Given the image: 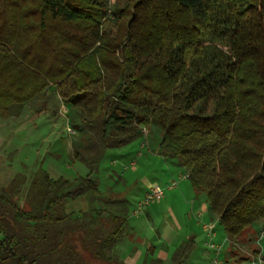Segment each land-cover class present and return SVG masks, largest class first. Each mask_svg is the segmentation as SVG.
<instances>
[{
    "label": "trees",
    "instance_id": "trees-1",
    "mask_svg": "<svg viewBox=\"0 0 264 264\" xmlns=\"http://www.w3.org/2000/svg\"><path fill=\"white\" fill-rule=\"evenodd\" d=\"M50 91L75 111L71 129L89 130L73 160L91 169L156 127L228 241L264 220V0H0V117ZM35 173L38 191L23 175L0 190V264H88L83 251L121 264L124 213L102 229L96 213L63 212L98 196L91 174Z\"/></svg>",
    "mask_w": 264,
    "mask_h": 264
},
{
    "label": "crops",
    "instance_id": "crops-1",
    "mask_svg": "<svg viewBox=\"0 0 264 264\" xmlns=\"http://www.w3.org/2000/svg\"><path fill=\"white\" fill-rule=\"evenodd\" d=\"M35 104L32 103L23 107L16 106V110L13 108V112L8 117H0V190L8 188L16 175L24 174L26 176L25 173H28H24V165L22 170H20L21 165L14 169L11 159L14 153L11 148L17 140L24 145L29 136L35 134L45 145L49 143L47 140L53 137L55 146L57 142L69 144L70 148L63 150V152L67 155L68 164L71 167H75L77 173L70 179H66L57 173H55L57 175L49 173L43 165L38 166L34 171H39L41 168L49 177L53 179L63 178L69 182H74L77 178L84 177L88 173L91 174V178H94L97 183L98 196L85 194L71 202L64 203L63 212L75 215L87 214L88 217L90 214L96 213L95 224L98 227L103 223L101 219L106 222L108 213H124L126 215L125 230L123 236L116 241L113 248L114 257L119 263L149 264L158 262L159 264H174L172 256L184 242L190 241L191 246L187 250L184 264H207L211 257V251L207 249L206 236L202 226L194 220L193 214L202 218L200 220L210 224L212 223L211 214L205 197L195 194L188 178H181L182 175L186 174V171L177 159H170L160 155L158 147L146 149L141 143L140 150L135 152L132 160H130L129 168L124 171L119 172L116 166L108 169L101 168V160L110 149L105 150L96 164L89 169L82 161L71 158V151L75 142L78 143L75 146L83 147L89 137V130L85 128L83 131L71 130L72 133L69 132V119H64L60 123L61 119H58L57 116L47 115L48 107L44 104H41L39 110L34 112L33 117L27 118L25 110L31 109ZM69 112L75 114V111ZM60 150L54 147V158H50V163L58 162L62 158L63 154H60ZM120 153L119 157L121 159L127 155L125 152ZM157 159L161 161L162 166H160L159 162L154 163ZM49 161H46V165ZM112 162L114 163V159ZM52 166L54 165L51 164L49 168L51 169ZM102 170L103 172L101 173ZM11 173H13V176H11ZM3 174H5V177H3ZM100 178H103L106 182L103 188L100 185ZM172 179L178 180L177 188L165 190L163 199L158 205L152 204L154 206L148 205L145 207V222L142 225L145 226V230L149 234L153 235V243L146 245V242L141 241L143 246L138 247L134 243L133 236L126 229L128 227L132 229L133 226L138 227V224H135V222L131 223L129 220L132 218L138 219L140 216L143 217V214L136 215L137 210H134V216L130 218L128 206L136 199L138 200V205L142 200L141 198H145L151 187L158 184H166ZM121 184L126 186L125 190H129L130 194L132 193L131 199L120 194L115 195L116 192H121L115 185ZM110 192L115 194L111 195L109 194ZM155 225L157 228H155ZM263 227L264 220L251 227L247 238L249 247L244 250L246 256H241L239 259L235 256H228L231 251V248L227 246L228 239L224 234L219 233V237L216 233L215 238H219L217 242L226 241L222 264L244 263L251 261V258L255 256H262L264 259V237L262 241L258 235ZM145 239L147 240V237ZM82 257L88 264H104V262L91 257L85 251L82 252Z\"/></svg>",
    "mask_w": 264,
    "mask_h": 264
},
{
    "label": "rangeland",
    "instance_id": "rangeland-1",
    "mask_svg": "<svg viewBox=\"0 0 264 264\" xmlns=\"http://www.w3.org/2000/svg\"><path fill=\"white\" fill-rule=\"evenodd\" d=\"M124 0L119 1V0H110V6L111 8L113 7V5L115 4V2H119V4H122ZM47 97L45 98L46 107H48L47 109V115H51L52 117L57 116L58 119L60 120V123L62 120L64 119H71L73 116L72 113L69 112V110H66L65 106L63 105V103L60 101V98L58 97V95L56 94H52V92H47ZM41 102L45 103L44 100L41 101H35L33 103H36L34 107H32L31 109H27L25 110L26 114H27V118H31L33 117V115L35 114L34 112H36L37 108L41 106ZM16 110V106L13 107ZM55 108V110H54ZM142 129L144 130V135L142 136L141 139L139 140H135L132 143L122 147V148H118V149H110L108 150L103 159L101 160V168H112L116 166V169H118L119 172L124 171L125 169L129 168V163L130 160H132V157L135 155V152L140 150V145L142 143L143 146L146 147V149H152V147H158V143H159V139H160V131L158 128L156 127H142ZM71 127L69 126V132L72 133L71 131ZM5 133V132H4ZM49 143L47 144H43L44 142L41 141L40 139H38L37 136H35V134H32L31 136H29V138L27 139V141L24 143V145L21 144V142L19 140H17V142L12 146L11 151H13L14 155L11 156L12 159V163L14 166V169H17V166H20V170H22V166L24 165L23 170L26 176H24V174H22L25 179L28 180V182H30V184L33 181V186H32V190L31 191H38V189H40L39 187V183H40V175L39 173H35L36 171H34L38 166L43 165V167L46 168V170H48L49 173L53 174V175H59L63 178L66 179H70V177L74 176L76 172L75 167H71L70 164H68V159H67V155L66 153L63 152V150L65 149H69L70 146L68 143H64V142H57L56 146H55V142L53 141V137L49 140H47ZM67 145V146H66ZM78 145V143L75 142L74 146ZM54 147H56V149H61L60 150V154L62 153V158L58 160V162H51L50 163V158H54ZM73 148V147H72ZM80 147L75 146L74 150L79 149ZM43 152V153H42ZM120 152H125L127 155L124 158H120ZM46 153V154H44ZM71 156H72V152H71ZM114 159V163L112 162ZM49 161V163L46 165V161ZM157 162H159L160 166H162V163L160 160H156L154 161V163L156 164ZM54 165L52 166V168L50 169V165ZM29 170V171H28ZM32 171V172H31ZM103 172V170L101 171V173ZM23 173V172H22ZM57 173V174H55ZM7 174V173H6ZM13 176V173H11ZM1 175V174H0ZM5 174H3V177ZM21 175V174H19ZM32 179V181H31ZM15 180V179H14ZM13 181V179H12ZM11 181V182H12ZM10 182V184H11ZM9 184V185H10ZM168 183L166 184H158L162 187L166 186ZM100 185L101 187H105L106 182L103 178H100ZM117 188L120 189V193L116 192V196L118 194L123 195L125 197H130L131 199V194L129 192V190H125L126 186L121 184V185H115ZM166 190V189H165ZM164 190V192H165ZM119 192V191H118ZM111 194V192L109 193ZM113 192L111 195H114ZM130 194V195H129ZM146 197V196H145ZM127 198V199H128ZM139 199V198H138ZM141 202L137 205V199L136 201L134 200V202H132L129 206H128V210H129V217H133V211L137 210V214L136 215H140L141 213L143 214V217H139L138 219L132 218L131 220H129V222L133 223L135 222V224H138V227L133 226V228L131 229L130 227H128L127 232L133 236V240L135 245H137L138 247H141L143 245H141V241L146 242V245L149 244L151 245V243H153V235L149 234V232L147 230H145V226H143L142 224H144L143 222H145V214H144V210L145 207L148 205H158L161 201L159 202H151L148 203L146 205H144L143 207H140V204L143 203L144 201V197L141 198ZM163 199V198H162ZM132 201V200H131ZM187 202V201H186ZM188 203V202H187ZM154 206V205H152ZM211 214V213H210ZM195 214H193L194 220L198 223H200V225H202L203 223H208V222H204L199 218L194 216ZM104 216V215H103ZM104 219V218H103ZM211 219H212V223L213 225H215V234L217 233L219 236V233L224 234L220 229H218V223H217V217L214 216L213 214H211ZM101 221L103 222V224L100 226L102 229L106 228V223L105 221H103L101 219ZM130 225V224H129ZM155 228H157V226L155 225ZM250 229H246L244 230L240 236L238 237V239L236 240L235 245H233V243L231 241H227V246H229L231 248L230 254L228 256H232V257H236V258H240L241 256H246V254L244 253L245 248L249 247V244L247 242V238L248 235L250 233ZM253 230H255V228H253ZM264 232V227L259 231L258 235L260 240L264 237V233L263 235H261V233ZM147 235V236H146ZM145 237H147V240L145 239ZM216 237V236H215ZM220 237V236H219ZM69 239V243L71 245L72 248H74V250L80 251V245L79 242L77 243L76 238H71L68 237ZM219 238H214V242L218 245H220L221 247V253L220 256L218 257L219 260V264H222L223 262V258H224V250H225V246H226V241L222 240V242H217ZM263 241V239H262ZM208 249V248H207ZM209 250V249H208ZM210 251V250H209ZM229 252V251H227ZM257 257H261L262 261L259 262L257 260ZM212 258V253H211V257L209 258L207 264L209 263L210 259ZM251 261L248 262H244V263H239V264H263L264 263V259L262 256H255L253 258H251ZM234 264V263H233Z\"/></svg>",
    "mask_w": 264,
    "mask_h": 264
},
{
    "label": "built area",
    "instance_id": "built-area-1",
    "mask_svg": "<svg viewBox=\"0 0 264 264\" xmlns=\"http://www.w3.org/2000/svg\"><path fill=\"white\" fill-rule=\"evenodd\" d=\"M143 135H144V130ZM181 178H188V174H184L181 176ZM178 186V180L177 179H172L168 182V184L164 187L160 185H154L153 187L150 188L149 192L147 193L144 201L142 204H140V207H143L144 205L151 203V202H159L162 200L163 195H164V190H172L176 189ZM191 203V201H190ZM137 213V212H136ZM203 232L205 233L206 236V246L207 248L211 251L212 253V258L210 259L208 264H219L218 257L220 256L221 253V247L220 245L216 244L214 242L215 238V229L214 225L210 223H203L202 225ZM264 232L261 233L263 235ZM257 260L259 262L262 261L261 257H257Z\"/></svg>",
    "mask_w": 264,
    "mask_h": 264
}]
</instances>
